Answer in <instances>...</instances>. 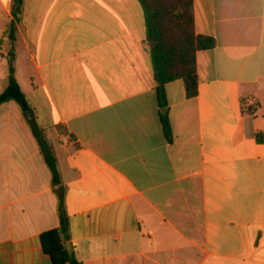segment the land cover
<instances>
[{
	"label": "crops",
	"instance_id": "1",
	"mask_svg": "<svg viewBox=\"0 0 264 264\" xmlns=\"http://www.w3.org/2000/svg\"><path fill=\"white\" fill-rule=\"evenodd\" d=\"M0 0V93L10 63L58 162L21 107L0 106V264H53L60 226L83 264H264V0H194L198 95L156 94L139 0ZM68 242V241H67Z\"/></svg>",
	"mask_w": 264,
	"mask_h": 264
},
{
	"label": "trees",
	"instance_id": "2",
	"mask_svg": "<svg viewBox=\"0 0 264 264\" xmlns=\"http://www.w3.org/2000/svg\"><path fill=\"white\" fill-rule=\"evenodd\" d=\"M145 14L147 42L152 44V61L156 94L161 108L163 130L168 139H172V126L167 111L168 101L166 85L176 80H183L189 98L198 95L197 54L200 50L215 47L211 37L199 35L195 31L194 0H139ZM23 0H15L9 35L15 38L16 21L19 20ZM15 101L23 113L32 110L27 95L22 90L16 75L13 61L10 63L9 84L0 93V106ZM29 125L40 146L41 153L52 174V183H62L58 170L56 154L48 143L44 130L34 121ZM59 195L60 226L42 234L45 252L52 258L53 264H83L73 253L71 256L65 246L70 239V221L64 200V190L56 191Z\"/></svg>",
	"mask_w": 264,
	"mask_h": 264
},
{
	"label": "water",
	"instance_id": "3",
	"mask_svg": "<svg viewBox=\"0 0 264 264\" xmlns=\"http://www.w3.org/2000/svg\"><path fill=\"white\" fill-rule=\"evenodd\" d=\"M26 118H27V120L32 121L33 120V112L32 111H28L26 113ZM65 246H66L69 254L72 256L73 255V246H72L71 242H69V241L66 242Z\"/></svg>",
	"mask_w": 264,
	"mask_h": 264
},
{
	"label": "built area",
	"instance_id": "4",
	"mask_svg": "<svg viewBox=\"0 0 264 264\" xmlns=\"http://www.w3.org/2000/svg\"><path fill=\"white\" fill-rule=\"evenodd\" d=\"M1 59H2V56L0 55V61H1Z\"/></svg>",
	"mask_w": 264,
	"mask_h": 264
}]
</instances>
